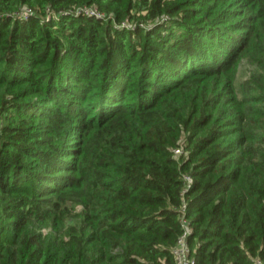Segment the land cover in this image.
<instances>
[{
  "label": "trees",
  "instance_id": "1",
  "mask_svg": "<svg viewBox=\"0 0 264 264\" xmlns=\"http://www.w3.org/2000/svg\"><path fill=\"white\" fill-rule=\"evenodd\" d=\"M183 204L264 264V0H0V264H176Z\"/></svg>",
  "mask_w": 264,
  "mask_h": 264
},
{
  "label": "built area",
  "instance_id": "2",
  "mask_svg": "<svg viewBox=\"0 0 264 264\" xmlns=\"http://www.w3.org/2000/svg\"><path fill=\"white\" fill-rule=\"evenodd\" d=\"M71 11L77 15L86 14V15H91V16H95L99 18L104 17V14L101 11H99V9L96 6H83V7L78 6V7L72 8ZM31 13H32V10L30 7L22 6L20 10L15 12V15L21 18L27 19ZM175 153L176 154L181 153V149L180 148L175 149ZM184 179H185V185L183 189V194L186 188L192 182V178L189 175H185ZM181 211H182V214H181L180 220L182 222L184 231L182 235L179 237L177 244L173 248L175 262L176 264H196L195 259L190 254V249H189L188 242H187V238L191 230L189 227V221L185 215L186 204H183L181 206Z\"/></svg>",
  "mask_w": 264,
  "mask_h": 264
},
{
  "label": "rangeland",
  "instance_id": "3",
  "mask_svg": "<svg viewBox=\"0 0 264 264\" xmlns=\"http://www.w3.org/2000/svg\"><path fill=\"white\" fill-rule=\"evenodd\" d=\"M240 77H242V74L240 75Z\"/></svg>",
  "mask_w": 264,
  "mask_h": 264
}]
</instances>
